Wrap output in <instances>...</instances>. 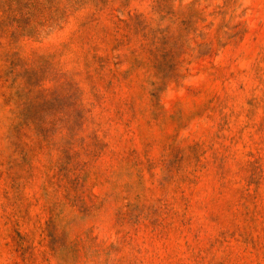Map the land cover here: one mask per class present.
Segmentation results:
<instances>
[{"label":"rangeland","instance_id":"rangeland-1","mask_svg":"<svg viewBox=\"0 0 264 264\" xmlns=\"http://www.w3.org/2000/svg\"><path fill=\"white\" fill-rule=\"evenodd\" d=\"M0 264H264V0H0Z\"/></svg>","mask_w":264,"mask_h":264}]
</instances>
